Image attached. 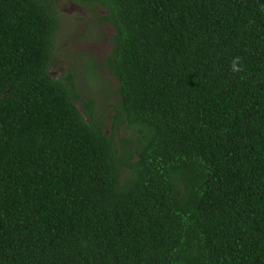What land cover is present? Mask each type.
Instances as JSON below:
<instances>
[{
  "label": "trees",
  "instance_id": "16d2710c",
  "mask_svg": "<svg viewBox=\"0 0 264 264\" xmlns=\"http://www.w3.org/2000/svg\"><path fill=\"white\" fill-rule=\"evenodd\" d=\"M54 1L0 0V264H264V0H69L61 75Z\"/></svg>",
  "mask_w": 264,
  "mask_h": 264
},
{
  "label": "rangeland",
  "instance_id": "374dc122",
  "mask_svg": "<svg viewBox=\"0 0 264 264\" xmlns=\"http://www.w3.org/2000/svg\"><path fill=\"white\" fill-rule=\"evenodd\" d=\"M54 6L58 11L57 17L61 27L57 33L58 43L55 44L56 60L54 62L57 66L54 64L53 72L62 74L65 56L69 58L70 52L78 58L80 53L101 55L107 51L108 39L101 37L98 40L93 35L99 33L109 37L112 30L100 25L95 13L88 14L82 5L69 0H55ZM92 23H95V30L90 29Z\"/></svg>",
  "mask_w": 264,
  "mask_h": 264
},
{
  "label": "clouds",
  "instance_id": "9594fccd",
  "mask_svg": "<svg viewBox=\"0 0 264 264\" xmlns=\"http://www.w3.org/2000/svg\"><path fill=\"white\" fill-rule=\"evenodd\" d=\"M234 70H235V62H234Z\"/></svg>",
  "mask_w": 264,
  "mask_h": 264
}]
</instances>
